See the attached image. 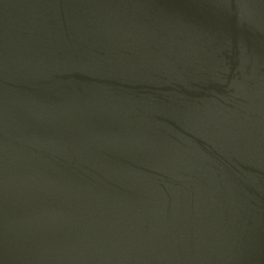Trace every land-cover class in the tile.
<instances>
[{
  "label": "water",
  "instance_id": "water-1",
  "mask_svg": "<svg viewBox=\"0 0 264 264\" xmlns=\"http://www.w3.org/2000/svg\"><path fill=\"white\" fill-rule=\"evenodd\" d=\"M0 264H264V0H0Z\"/></svg>",
  "mask_w": 264,
  "mask_h": 264
}]
</instances>
